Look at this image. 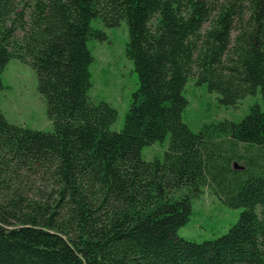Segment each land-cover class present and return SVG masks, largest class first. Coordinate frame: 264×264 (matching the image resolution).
<instances>
[{"label":"trees","instance_id":"trees-1","mask_svg":"<svg viewBox=\"0 0 264 264\" xmlns=\"http://www.w3.org/2000/svg\"><path fill=\"white\" fill-rule=\"evenodd\" d=\"M18 6L0 0V91L10 60L29 66L53 131L11 124L0 110V264H264V111L255 104L198 133L182 121L189 78L224 107L257 90L264 102V0ZM95 19L128 30L137 88L119 131L117 111L88 97L87 42L106 40ZM167 136L163 160L142 159ZM206 188L242 209L237 221L212 240L178 236Z\"/></svg>","mask_w":264,"mask_h":264},{"label":"rangeland","instance_id":"rangeland-1","mask_svg":"<svg viewBox=\"0 0 264 264\" xmlns=\"http://www.w3.org/2000/svg\"><path fill=\"white\" fill-rule=\"evenodd\" d=\"M18 8H25L31 0H18ZM90 26L104 33L105 41L90 39L87 47L93 57L90 65L91 88L89 100L97 104L100 101L109 103L116 111L117 118L110 129L119 131L124 123V116L131 101V95L137 88V78L133 65L125 56L128 42V30L124 22L118 27L106 28L99 20H92ZM17 33V38L21 37ZM4 89L0 91V110L5 119L14 125L31 130L52 132L53 123L46 114L44 100L37 91V77L27 65L12 59L2 73ZM188 104L182 113V121L193 133H198L204 126L214 125L228 120L241 121L251 106L257 104L264 111V102L259 90L256 95L239 101L235 107H224L219 104L217 93H208L205 86L195 85L189 78L184 90ZM224 138V137H222ZM169 145L167 136L162 142H155L141 150L145 161L163 160ZM240 155L248 156L254 147L242 144L233 146ZM253 153V152H252ZM243 161L233 164L234 169L244 170ZM192 215L189 222L178 231V236L194 242L215 239L225 234L237 221L242 209H232L218 200L208 188L191 202Z\"/></svg>","mask_w":264,"mask_h":264}]
</instances>
